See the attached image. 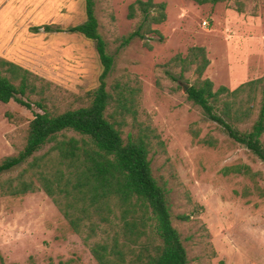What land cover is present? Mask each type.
Masks as SVG:
<instances>
[{"label": "rangeland", "instance_id": "374dc122", "mask_svg": "<svg viewBox=\"0 0 264 264\" xmlns=\"http://www.w3.org/2000/svg\"><path fill=\"white\" fill-rule=\"evenodd\" d=\"M135 1L96 0L99 31L115 59L108 90L113 93L116 83L140 88L136 115L117 111L114 103L108 114L121 124L124 138L128 132L138 135L149 128L153 175L169 191L173 226L189 264H264V197L258 190L264 191V164L188 101L187 90L196 77L190 71L181 80L180 69L170 63L198 46L207 51L210 65L204 78L215 90L225 86L233 91L263 78L264 0L205 5L154 0L166 4V21L153 27L163 40L148 35L122 47L123 38L140 25V18L128 17ZM85 20V0H0V58L52 84L45 94L51 112L88 106L87 94L98 87L102 66L94 44L84 37L31 30L45 25L67 28ZM259 101L251 122L238 125L239 130L251 127ZM36 113L42 110L0 102V164L23 150ZM208 138L217 145L204 144ZM240 166L260 176L254 182L232 171ZM26 167L1 172L0 182L17 177ZM1 260L98 264L43 191L19 197L0 194Z\"/></svg>", "mask_w": 264, "mask_h": 264}, {"label": "trees", "instance_id": "16d2710c", "mask_svg": "<svg viewBox=\"0 0 264 264\" xmlns=\"http://www.w3.org/2000/svg\"><path fill=\"white\" fill-rule=\"evenodd\" d=\"M192 1L205 5L229 0ZM85 12L86 20L80 25L67 28L45 25L31 31L80 35L94 44L102 72L98 87L87 94L88 106L51 112L45 94L52 84L0 58V102L42 110L29 124L23 150L0 164V173L27 164L17 177L0 182V194L19 197L43 191L98 264H189L181 236L173 226L169 191L153 175L149 128L138 135L128 132L124 138L121 124L108 114L114 103L117 111L136 115L140 88L116 83L113 93L108 90L107 80L115 59L108 53L99 31L96 0H85ZM128 17L140 18V25L123 38L122 47L135 38L146 40L148 35L163 40L153 27L166 21L165 3L137 0L129 6ZM146 46L151 49L147 42ZM170 63L180 69L181 80L190 71L196 77L187 90L188 101L264 164V77L233 91L225 86L215 90L213 82L204 78L210 65L207 51L198 46L191 47L186 56L176 55ZM32 96L40 98L33 101ZM258 98L260 106L255 121L249 129L239 130L238 125L251 122ZM203 143L210 147L217 145L213 138ZM232 171L254 182L260 176L246 166ZM258 190L264 197V191ZM0 264L5 263L1 260Z\"/></svg>", "mask_w": 264, "mask_h": 264}]
</instances>
